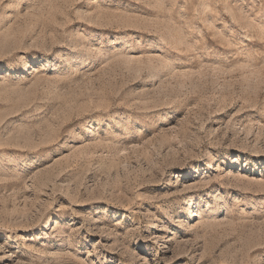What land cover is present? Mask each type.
I'll return each mask as SVG.
<instances>
[{
	"label": "rangeland",
	"instance_id": "obj_1",
	"mask_svg": "<svg viewBox=\"0 0 264 264\" xmlns=\"http://www.w3.org/2000/svg\"><path fill=\"white\" fill-rule=\"evenodd\" d=\"M0 264H264V0H0Z\"/></svg>",
	"mask_w": 264,
	"mask_h": 264
}]
</instances>
